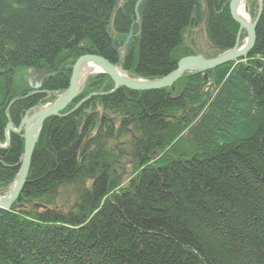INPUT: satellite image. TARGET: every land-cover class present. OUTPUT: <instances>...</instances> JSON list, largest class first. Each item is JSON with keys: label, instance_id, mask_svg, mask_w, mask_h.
I'll return each mask as SVG.
<instances>
[{"label": "trees", "instance_id": "1", "mask_svg": "<svg viewBox=\"0 0 264 264\" xmlns=\"http://www.w3.org/2000/svg\"><path fill=\"white\" fill-rule=\"evenodd\" d=\"M137 1L0 0V145L9 121L68 89L80 57L116 64L122 50L123 72L154 81L235 46L231 0H145L140 24ZM261 4L253 51L208 80L120 88L46 120L19 200L0 209V264H264ZM245 7L255 20L259 0ZM113 89L95 74L63 114ZM23 152L15 135L0 150V196Z\"/></svg>", "mask_w": 264, "mask_h": 264}, {"label": "water", "instance_id": "2", "mask_svg": "<svg viewBox=\"0 0 264 264\" xmlns=\"http://www.w3.org/2000/svg\"><path fill=\"white\" fill-rule=\"evenodd\" d=\"M145 0H138L135 7V17L137 23L140 24L139 8ZM246 0H231L229 3V11L232 19L235 23L239 25V32L237 35V41L235 46L230 51L218 56L216 58L207 59L203 56H189L181 59L176 70L167 75L166 77L148 81L142 79L131 78L127 73L123 72L121 69V64L124 60V55L122 50L118 51V62L113 64L106 59L95 56L86 55L80 57L74 64L72 68V74L69 82L68 89L58 96L57 100L49 105H42L31 115H27L22 121L19 129L14 130L12 122H10L5 128V145H0V150L6 151L10 145V134L21 135L23 131L24 138V153L21 158L20 170L7 195L0 197V209L11 210L14 204L19 200L24 187L27 184V179L31 169V163L35 148L38 144L43 126L49 118L60 117L64 118L70 116L76 112L82 105L88 102L94 97H103L106 95H111L115 93L120 88H125L135 92H151L160 91L168 88H172L174 84L181 80L186 74L199 73L204 74V79L208 80L207 73L213 71L219 67L226 64L236 62L245 59L253 51L256 39H257V25L261 17V3L259 0V13L254 21L248 17V19L243 18L240 15L239 8H245ZM247 35L246 42L243 46H240L241 38L243 34ZM130 34L127 38L126 45L131 39ZM113 40V37L111 38ZM86 65H95L97 71L90 72L89 74H83V68ZM99 73L108 76L114 83V89L109 93H95L91 94L88 98L82 100L78 103L72 110L68 113L63 114L80 96L85 84L87 83L89 77L94 73ZM40 84L34 86V89H39ZM128 131V130H126Z\"/></svg>", "mask_w": 264, "mask_h": 264}, {"label": "bare ground", "instance_id": "3", "mask_svg": "<svg viewBox=\"0 0 264 264\" xmlns=\"http://www.w3.org/2000/svg\"><path fill=\"white\" fill-rule=\"evenodd\" d=\"M239 12H240V15L243 17V18H245V19H248V16L246 15V13H245V11H244V7H241V8H239ZM251 19V18H250ZM240 46H242L241 45V42H240ZM221 56V55H220ZM97 71V67L95 68V65H86L84 68H83V74H89L90 72H93V71ZM85 87V86H84ZM83 91V90H82ZM82 93V92H81ZM88 98V97H87ZM91 100V99H90ZM27 116V115H26ZM25 116V117H26ZM60 118V117H59ZM25 119V118H24ZM23 119V120H24ZM22 120V121H23ZM22 123V122H21ZM13 124V123H12ZM21 125V124H20ZM13 128H14V130H17V128H15L14 127V125H13Z\"/></svg>", "mask_w": 264, "mask_h": 264}, {"label": "rangeland", "instance_id": "4", "mask_svg": "<svg viewBox=\"0 0 264 264\" xmlns=\"http://www.w3.org/2000/svg\"><path fill=\"white\" fill-rule=\"evenodd\" d=\"M244 11H245L246 15H247L249 18H251L250 15H249L248 12H247V7L244 8ZM251 21H254V19L251 18ZM244 34H245V33H244ZM244 37H245V40H244V43L241 44L242 46H243V45L245 44V42H246L247 35L245 34ZM95 74H99V73L94 72L91 76H93V75H95ZM91 76H90V77H91ZM85 85H86V84H85ZM39 89H40V88H39ZM39 89H36V90H39ZM84 89H85V87H84ZM84 89H83V90H84ZM82 92H83V91H82ZM51 104H52V103H51ZM46 105H49V104H46ZM34 111H35V110H32V111H31V114L34 113ZM10 122H11V121H9L8 124H9ZM8 124H7V125H8ZM126 132H128V131H126ZM4 133H5V131H4ZM22 134H23V131H22ZM18 136L23 138V136H20V135H18ZM4 137H5V134H4ZM11 137H12V135L10 134V140H11ZM23 139H24V138H23ZM2 146H4V145H2ZM7 150H8V149H7ZM23 153H24V152H23ZM31 164H32V163H31ZM10 188H11V187H10ZM9 190H10V189H9ZM8 192H9V191H8Z\"/></svg>", "mask_w": 264, "mask_h": 264}, {"label": "flooded vegetation", "instance_id": "5", "mask_svg": "<svg viewBox=\"0 0 264 264\" xmlns=\"http://www.w3.org/2000/svg\"><path fill=\"white\" fill-rule=\"evenodd\" d=\"M19 127H20V125L18 126L17 129H19ZM4 134H5V133H4ZM11 135H12V136H13V135L18 136L17 134H11ZM20 136H22V134H21Z\"/></svg>", "mask_w": 264, "mask_h": 264}]
</instances>
